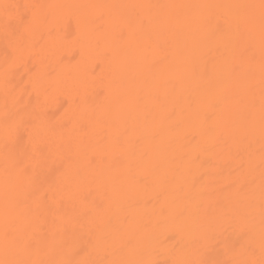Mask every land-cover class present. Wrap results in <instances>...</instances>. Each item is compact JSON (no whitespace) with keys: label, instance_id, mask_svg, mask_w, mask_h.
<instances>
[{"label":"bare ground","instance_id":"6f19581e","mask_svg":"<svg viewBox=\"0 0 264 264\" xmlns=\"http://www.w3.org/2000/svg\"><path fill=\"white\" fill-rule=\"evenodd\" d=\"M264 264V0H0V264Z\"/></svg>","mask_w":264,"mask_h":264},{"label":"snow or ice","instance_id":"6c2138e0","mask_svg":"<svg viewBox=\"0 0 264 264\" xmlns=\"http://www.w3.org/2000/svg\"><path fill=\"white\" fill-rule=\"evenodd\" d=\"M217 264H222V262H217Z\"/></svg>","mask_w":264,"mask_h":264}]
</instances>
